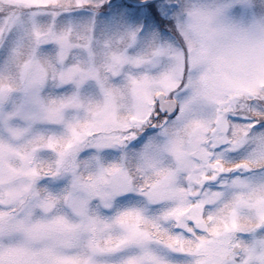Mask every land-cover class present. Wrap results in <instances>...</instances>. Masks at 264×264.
<instances>
[{"label": "snow or ice", "instance_id": "obj_1", "mask_svg": "<svg viewBox=\"0 0 264 264\" xmlns=\"http://www.w3.org/2000/svg\"><path fill=\"white\" fill-rule=\"evenodd\" d=\"M0 264H264V0H0Z\"/></svg>", "mask_w": 264, "mask_h": 264}]
</instances>
